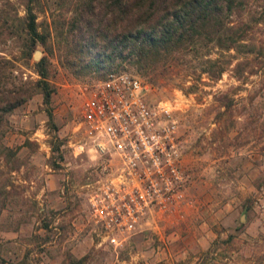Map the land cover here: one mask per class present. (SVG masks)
Listing matches in <instances>:
<instances>
[{"label": "rangeland", "instance_id": "1", "mask_svg": "<svg viewBox=\"0 0 264 264\" xmlns=\"http://www.w3.org/2000/svg\"><path fill=\"white\" fill-rule=\"evenodd\" d=\"M11 1L22 15V0ZM256 4L257 11L264 8V0ZM41 6L36 19L39 28L49 24L50 36L20 68L36 77L31 65L38 50L53 92L45 104L34 91L1 124L0 264H264V19L246 33L243 42L252 45L237 51L203 38L149 67L125 57L99 71L64 59L77 5L41 0ZM0 32V54L17 56L16 36ZM123 70L139 77L148 102L185 94L175 114L190 203L151 209L111 244L87 216L85 192L105 161L82 145L74 127L84 99L76 90ZM24 113L26 120L15 121Z\"/></svg>", "mask_w": 264, "mask_h": 264}, {"label": "trees", "instance_id": "2", "mask_svg": "<svg viewBox=\"0 0 264 264\" xmlns=\"http://www.w3.org/2000/svg\"><path fill=\"white\" fill-rule=\"evenodd\" d=\"M70 1L77 5V9L73 33L64 37L67 54L64 59L73 66L78 62V66H89L99 71L112 66L115 58L125 57H131L141 67H149L164 53L179 51L196 41L200 43L203 38L220 48L233 47L237 51L241 44L245 45L243 40L251 24L264 19V8L257 11L258 6L255 5L259 4L256 0ZM21 6L23 13L18 15L13 1L0 0V31L16 36L19 43L17 56L0 54V138L6 113L36 90L48 104L53 92L47 76L46 56L41 55L32 63V70L37 75L34 78L24 75L20 68L21 65H30L34 46L37 43L46 46L51 33L48 23L39 28L36 19V9H43L41 0H22ZM223 33L226 35L220 39ZM204 55L198 56L206 63L212 62ZM45 112L50 120L51 110L47 107ZM0 147H4L1 140Z\"/></svg>", "mask_w": 264, "mask_h": 264}, {"label": "built area", "instance_id": "3", "mask_svg": "<svg viewBox=\"0 0 264 264\" xmlns=\"http://www.w3.org/2000/svg\"><path fill=\"white\" fill-rule=\"evenodd\" d=\"M77 85L84 99L74 127L105 161L85 192L87 216L103 239L118 244L151 209L190 203L175 114L186 96L177 90L173 100L148 102L139 77L124 70Z\"/></svg>", "mask_w": 264, "mask_h": 264}, {"label": "crops", "instance_id": "4", "mask_svg": "<svg viewBox=\"0 0 264 264\" xmlns=\"http://www.w3.org/2000/svg\"><path fill=\"white\" fill-rule=\"evenodd\" d=\"M22 116H23V117H21V118L18 119V120L15 118V121H18V123H22L24 120H26L25 118H26L27 114L24 113Z\"/></svg>", "mask_w": 264, "mask_h": 264}, {"label": "water", "instance_id": "5", "mask_svg": "<svg viewBox=\"0 0 264 264\" xmlns=\"http://www.w3.org/2000/svg\"><path fill=\"white\" fill-rule=\"evenodd\" d=\"M38 54H39V51L38 50L33 51V57L35 59H38V57H39Z\"/></svg>", "mask_w": 264, "mask_h": 264}]
</instances>
